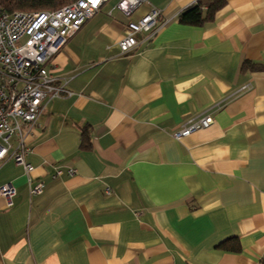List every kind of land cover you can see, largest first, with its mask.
<instances>
[{
	"label": "crops",
	"instance_id": "crops-1",
	"mask_svg": "<svg viewBox=\"0 0 264 264\" xmlns=\"http://www.w3.org/2000/svg\"><path fill=\"white\" fill-rule=\"evenodd\" d=\"M146 1L160 9L151 38L121 52L109 0L48 60L70 93L26 136L28 173L0 160L16 191L0 196V264L264 259V0H224L199 25L178 19L197 0Z\"/></svg>",
	"mask_w": 264,
	"mask_h": 264
},
{
	"label": "built area",
	"instance_id": "built-area-1",
	"mask_svg": "<svg viewBox=\"0 0 264 264\" xmlns=\"http://www.w3.org/2000/svg\"><path fill=\"white\" fill-rule=\"evenodd\" d=\"M107 1L73 0L54 10L38 11L8 12L0 7V160L11 159L26 173L32 169L26 159L30 148L25 138L45 101L70 93L55 83L47 62ZM114 7L125 19L124 35L118 40L121 52L136 46L138 33L151 38L158 31L155 24L160 9L146 0H116ZM212 122L209 113L189 118L173 136L179 139ZM42 188V182H38L29 187V193L39 194ZM15 192L10 183L0 185V196L8 206Z\"/></svg>",
	"mask_w": 264,
	"mask_h": 264
},
{
	"label": "trees",
	"instance_id": "trees-1",
	"mask_svg": "<svg viewBox=\"0 0 264 264\" xmlns=\"http://www.w3.org/2000/svg\"><path fill=\"white\" fill-rule=\"evenodd\" d=\"M71 1L73 0H0V7L8 12L54 10ZM224 2V0H197L180 11L178 19L184 24L199 25L204 21L212 20ZM258 264H264V259Z\"/></svg>",
	"mask_w": 264,
	"mask_h": 264
},
{
	"label": "rangeland",
	"instance_id": "rangeland-1",
	"mask_svg": "<svg viewBox=\"0 0 264 264\" xmlns=\"http://www.w3.org/2000/svg\"><path fill=\"white\" fill-rule=\"evenodd\" d=\"M67 4V3H66Z\"/></svg>",
	"mask_w": 264,
	"mask_h": 264
}]
</instances>
